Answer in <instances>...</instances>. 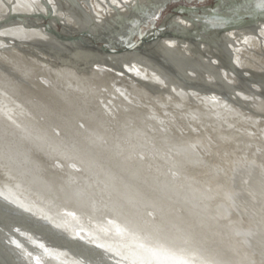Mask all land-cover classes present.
Masks as SVG:
<instances>
[{"label":"bare ground","instance_id":"obj_1","mask_svg":"<svg viewBox=\"0 0 264 264\" xmlns=\"http://www.w3.org/2000/svg\"><path fill=\"white\" fill-rule=\"evenodd\" d=\"M252 1L219 0L218 13L210 9L198 11L191 6H184V9L194 17L212 22L243 21V10L234 5L244 7ZM0 2L1 16L11 11L31 15L54 12L64 24L55 18L49 21L58 31L66 26L69 32H63L65 35L76 29H88L91 19L101 27L107 26L108 20H116L119 12L126 25L115 35L126 39L133 36L134 31L141 32L138 28L141 10H150L152 5H158L157 8L167 5L170 0H47L49 6L42 0ZM258 9L257 13H261ZM167 21L165 29L169 32L178 29L177 23L183 30L193 27L191 16L185 13H176ZM41 23L39 18L14 20L0 29V75L7 74L3 71L5 68L18 72L23 65L35 70L49 69L71 78L73 89L89 97L98 107L104 105L111 111V107L116 106L107 101L122 96L135 107L147 109L163 128L175 127L181 132L183 139L177 144L181 147L177 146L169 153L178 170L170 179L162 178L153 169L143 172L135 164L119 161L114 158L117 151L112 152L115 153L113 157H108L101 166L80 160L79 165L67 167L53 163L55 154L48 152L50 149L0 129V264H31L32 258L35 264H43L35 252L46 264H264V206L246 202L249 199L242 192H251L253 188L240 183L250 179L247 175L251 169H245L243 163L252 160L257 166H264V130L261 128L264 99L244 85L232 88L231 84L224 83L225 77L234 84L241 81L228 74L227 60L220 64L218 59L230 54L235 64L246 67L243 71L247 77L252 75L248 67L257 68L258 74L264 73V21L255 27L243 26L221 32L211 30L214 25L205 26L210 31L203 35L205 41L194 44L167 31L155 37L153 34L145 45H152V51L160 52L151 59L140 53L143 47H136V54L118 55L123 64L111 53L102 55L94 49L78 50L69 44L71 48L66 51L73 56L68 60H74L79 67L78 73L66 68L67 62L59 63L54 53H50L49 62L43 64L38 59L43 55L42 50L23 43L38 41L45 45L52 42V36L44 31ZM58 25L62 26L61 30ZM8 37L16 38L20 43ZM20 45L32 49L29 52L19 50L17 46ZM181 53L184 56H180ZM175 54L180 55L173 56ZM82 55L100 61L106 59L107 65L118 63L121 68L110 67L112 71L117 70V75L111 76L108 66L95 68L89 65L88 68ZM155 58L162 60L160 66L153 60ZM57 65L62 67L55 69ZM151 71L155 77L149 76ZM28 72L22 68L19 74L32 73ZM128 72L145 75L142 80L136 78L130 82L135 90L133 93L115 83L123 81V74L130 77ZM190 72L191 76L188 75ZM203 76L228 89L233 102L239 96L243 97H240L242 101L251 100L260 110L261 119L253 121L243 112L239 117L236 106L217 100L224 98L220 94H208L184 84L185 81L194 84ZM42 80L49 82L45 78ZM11 81L15 80L9 79L7 84H12ZM252 82L256 85L259 80ZM184 93L189 95L184 98L190 102L181 105L178 98ZM158 96L162 98L158 99ZM162 99L166 104L158 102ZM90 108L95 109L94 106ZM225 108L234 111L219 115V110ZM238 111L241 110L238 108ZM219 127L229 129L226 138L222 136L221 140L216 138ZM122 133L125 131L119 132ZM61 144L71 153L70 145L63 141ZM182 146L209 158L198 164L197 160L182 153ZM115 166L119 170H115ZM235 166H241L240 171L237 172ZM227 167L232 170L226 172ZM232 174L235 175L233 185L239 183V195L230 189L232 185L224 183ZM36 176L39 178L35 179ZM60 182L67 184L68 193L62 191ZM221 183L225 184L228 194L226 190H219L225 188ZM228 195L229 203L222 200H228ZM2 198L13 203L6 204ZM235 201L240 203L239 210ZM248 205L250 208H246ZM74 235L85 242L72 245Z\"/></svg>","mask_w":264,"mask_h":264},{"label":"water","instance_id":"obj_2","mask_svg":"<svg viewBox=\"0 0 264 264\" xmlns=\"http://www.w3.org/2000/svg\"><path fill=\"white\" fill-rule=\"evenodd\" d=\"M171 1L178 0H170V2ZM185 1L192 2V0ZM202 1L204 0H193V2ZM42 2L49 6L47 0H42ZM259 2L260 0H253L249 5L244 7H237L238 4L234 5L236 6L235 8H241L244 15L243 21L234 22L233 20L230 21V19L213 22L210 19H200L191 15L184 9V6L182 7V5H180L174 7L171 10L172 12L165 16L164 22L158 28L155 27V22H152L151 28L142 31V27L146 25L147 22L152 21L153 15L156 16L159 10L167 6L165 4L157 8L158 5H152V10H149V8L141 10V17L138 20V28L141 32L134 31L133 36H127L126 39H120L121 36L115 35L116 31L126 25L123 21V16L119 14V12L117 13L116 20H113V18L108 20L109 23L107 26L101 27V25H97L93 19H91V21L88 22L90 25L86 27L88 29H76L70 32V34L65 35L63 32H69L66 26L62 31H58L49 21L50 18H55L60 20L59 22L61 25L64 24V21L59 19L54 12H38L31 15L30 13H14L11 11L8 15H0V29L9 25L14 20L30 21L36 18L41 19L42 23L40 26L43 27L47 34L52 36V42L45 45H41L42 43L38 41L34 43L30 41L23 43L42 50L43 55L38 56V59L41 60L43 64H47L49 62L48 55L54 53L58 56L57 60L59 63L67 62L66 68L77 72L79 67L75 64L74 60H68V57L73 56V53L66 51L67 48H71L69 44L75 45L78 50L83 48L86 51L87 49H94L97 53L102 55L111 53L114 57H117L121 64H123V60L118 58V55L136 54V47H143L140 53L146 54L152 59L155 53L160 51L157 49L152 51V45H145L151 41L148 37L153 34L155 37L159 35L158 33L167 31V29H165V23H168L167 20L172 15L176 13L184 15L185 13L191 16L193 24L192 29H188L189 31L187 29L183 30L179 25L180 23H177L178 29L176 31L167 32L178 38L188 39L194 44L206 39L203 35L209 34L210 31L206 29V27L209 26L214 25L211 30H215V32H221L226 29H237L243 26L255 27L260 21H264V9H261V13H257L259 9L256 5ZM195 7L198 11H203L205 9L215 10L213 11L214 13H218L216 11L217 7L218 9L221 8L219 0H214L213 4L210 6ZM136 8L138 10L140 9L138 5H136ZM43 21H46V23ZM198 24H200V27H198ZM136 38H138V40H136ZM8 39L20 43L13 37H8ZM60 48L63 49L61 50ZM17 49H24L29 52L32 48L25 49L23 45H20L17 46ZM91 53L92 55H96L93 54V52ZM131 55H129V58ZM178 55L175 54L173 56ZM180 56H184V54L182 55L181 53ZM82 57L84 59L83 62L88 65V68L89 65L96 66L95 68L98 66H108V69L111 70V72H109L111 76L117 75V70L114 71L113 69L112 71L110 67L121 68L118 66L117 62V64L113 66L111 64L107 65L106 59H104L105 61H100L83 55ZM218 59L220 64L227 60L226 65L229 66L228 74L236 76L238 80L241 81L240 83L234 84L229 78L228 80L226 77H223L224 83L227 82L231 84L230 87L232 88L244 85L245 88L257 92L258 96L264 99V73L258 74L256 73L258 71L257 68L248 67L252 75L247 77L246 73L243 71L246 70V67H241L237 63L235 64V62H233L234 57L230 54L228 57L221 56V59L219 57ZM153 60L156 61L157 65L162 62V60L158 58ZM178 60L180 61V59ZM61 67L62 66L57 65L55 69ZM22 68L32 73L19 74ZM3 71L7 74L0 75V129L20 135L23 139L33 144L50 149L51 151L48 152L55 154L52 159L53 163H62L70 167L72 165H79L80 160H86L93 166H101V163L106 162L108 157H113L115 153L112 152L117 151L114 158H119L118 160L121 162L135 164L137 168L143 172L146 170L152 171L153 169L158 172V175L162 178L170 179L173 173L178 170L175 159L171 158L169 153L172 149L181 147L177 145L179 141L183 139L181 132L175 127L171 128L172 130L163 128L162 123L147 109L135 107L122 96H120L121 98L111 97L108 101L105 100L110 94H106L108 97L103 100L111 104L113 103L116 107L112 106L111 111L107 110V107L104 105L98 107L96 104H93V101L89 97L73 89L71 78L68 79L62 76L60 72L49 71V69L48 71H44L42 68L35 70L31 66L23 65L21 69H17L18 72L10 71L8 68L3 69ZM23 72L25 71L23 70ZM190 74L192 73L190 72L188 75L191 76ZM205 74L207 75L208 72ZM128 75H130V72H128ZM122 76L123 81H117L115 83L123 85L132 93L135 90L130 82L136 80V78L142 80V78L145 77V75L143 76L137 73L130 75V77L124 74ZM184 77L185 76H183V78ZM203 77L202 80H194V84L190 81H185L184 84L191 88L194 87V89L199 91L209 92L208 94H220V96L227 99L231 105L237 107L235 111L239 117H241L240 113L242 112L253 120L262 117L260 110L255 107L256 104L251 102V100L242 101L241 98L243 97L239 96V99L233 102L230 96L231 93L228 89L221 87V85L220 87L215 85L217 83H213L215 80L212 78H208L207 76ZM44 78L49 80V82H43L42 79ZM9 79H14L15 81H13V83L11 81L12 84L8 85ZM188 79L190 78L188 77ZM252 80H259V83L255 85ZM209 83L213 85L211 86ZM235 96L237 97L238 93H236ZM90 106H94L95 109L92 110ZM238 108L241 110L240 112ZM122 131H125V133L119 134V132ZM61 141L71 146V153L62 147ZM163 147H165V149ZM181 151L185 156L197 160L196 162L198 164H203L205 160L207 161L209 158V156L206 155L200 156L199 153H195L191 148L184 149L182 146ZM210 155H212V153ZM115 170H119V168L115 166ZM38 178L37 176L35 177V179ZM44 180L47 181V178L44 177ZM60 183L63 185L62 191L68 193V189L65 188L67 184L64 182ZM3 201L6 202V204L13 203V201L7 199H3ZM71 240L72 245L85 242L77 235H74ZM34 254L43 264H46L39 253L35 252ZM31 264H35L33 258L31 259Z\"/></svg>","mask_w":264,"mask_h":264},{"label":"rangeland","instance_id":"obj_3","mask_svg":"<svg viewBox=\"0 0 264 264\" xmlns=\"http://www.w3.org/2000/svg\"><path fill=\"white\" fill-rule=\"evenodd\" d=\"M213 2H214V0H204V1H202V2H187V1H185V0H180V1H171L169 4H167V6H166V8H164V9H161V10H159V12L157 13V15L155 16V17H157L156 19H152V21L150 22H147L146 23V25H144L143 27H142V31H144V30H146V29H149V28H151V26H152V22H155V27L156 28H158L163 22H164V19H165V16L168 14V13H171L172 11V9L174 8V7H178V6H180V5H183V6H188V7H195V6H202V7H205V6H210V5H212L213 4ZM1 3V2H0ZM190 5V6H189ZM218 8V7H217ZM45 23H46V21H45ZM263 23V22H262ZM262 23L260 24L261 26H262ZM58 28L61 30V28H62V26L61 25H58ZM136 40H138V38H136ZM152 75H149L150 77L151 76H154L153 75V73H152V71L150 72ZM149 73V74H150ZM160 73V72H159ZM155 77V76H154ZM158 76L156 75V78H157ZM189 97V95H187V94H182V96L181 97H179L178 98V102L179 101H181V102H179V104H181L182 105V103H184V102H186V103H188V102H190L189 101V99H187V98H184V97ZM158 99H160V98H162L161 96H158L157 97ZM218 99H221V100H224L225 102H226V104L225 105H227L229 102L226 100V99H224V98H217V100ZM161 105H164V104H166L165 102H164V99H162V100H160V101H158ZM226 110V111H225ZM220 111V113H219V115L221 114V115H224V113H225V115H226V112L228 113H231L232 111H234V109L232 110V109H230V108H225L224 110H219ZM251 119V118H250ZM258 119H261V117H258ZM257 119V120H258ZM253 120V119H252ZM257 120H253V121H257ZM251 122V124H255V122ZM262 125V130H264V124H261ZM228 129V128H227ZM218 132H216V138L218 139V140H221V137L223 136V137H225L226 136V134H228L229 133V129L228 130H224V129H222V128H218V130H217ZM226 138V137H225ZM250 163H243V166H244V168L245 169H251L250 170V172L248 173V177H250V179L248 180V181H244V180H242V181H240V183L244 186V187H247V186H251V188H253L252 190H251V192L249 191V190H247L246 192H242V194L244 195V196H247V199H249V201H246V202H249L250 203V201H251V203H250V205H254V202H256V204L257 205H259L260 207H262V206H264V170H263V168H262V166H257L255 163H253V161L252 160H250L249 161ZM236 167V166H235ZM227 168H229V169H227L226 170V172H229L230 170H232V168H230V167H227ZM234 168V167H233ZM237 169H236V171L238 172V171H240V169H241V166H237L236 167ZM235 172V171H234ZM219 174V173H218ZM236 174V173H235ZM243 175V174H242ZM233 176H235L234 174H232L231 176H230V178H229V180H227V181H225L224 183H226V184H230V187H231V185L233 186V187H229L231 190H234L235 191V193L236 194H238V192L240 193V191L237 189L238 188V185H239V183H235L234 185H233V181H232V177ZM247 178V177H246ZM252 180V181H251ZM224 181V180H223ZM243 182V183H242ZM248 184H247V183ZM263 182V183H262ZM260 183V184H259ZM221 185L223 186V187H225V184H222L221 183ZM243 186H241V187H243ZM243 187V188H244ZM258 187V188H257ZM245 189V188H244ZM219 190H221V192L222 191H225L226 190V193H227V189H226V187L225 188H221L220 187V189ZM263 191V192H262ZM220 192V193H221ZM228 194V193H227ZM239 195V194H238ZM261 195V196H260ZM259 197H260V199H259ZM222 199V198H221ZM243 199L244 200H246V198L245 197H243ZM223 201L225 200L227 203H229V201H230V197H229V195H228V200L227 199H222ZM224 201V202H225ZM240 201V200H239ZM239 201H235V205H236V209H238V207L237 206H239L240 205V203H239ZM246 208H250V206L248 205ZM239 210V209H238ZM240 212V211H239ZM262 216H264V213L262 214Z\"/></svg>","mask_w":264,"mask_h":264},{"label":"snow or ice","instance_id":"obj_4","mask_svg":"<svg viewBox=\"0 0 264 264\" xmlns=\"http://www.w3.org/2000/svg\"><path fill=\"white\" fill-rule=\"evenodd\" d=\"M256 7L260 9H264V0H260V2L256 5ZM155 15H153V19H156Z\"/></svg>","mask_w":264,"mask_h":264}]
</instances>
